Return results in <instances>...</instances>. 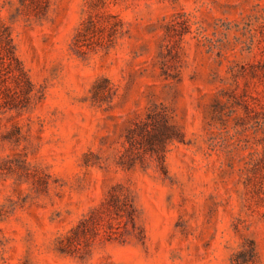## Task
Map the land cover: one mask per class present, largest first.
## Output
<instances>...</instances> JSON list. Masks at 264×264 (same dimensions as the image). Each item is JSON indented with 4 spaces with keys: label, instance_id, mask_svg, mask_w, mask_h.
Returning a JSON list of instances; mask_svg holds the SVG:
<instances>
[{
    "label": "rangeland",
    "instance_id": "obj_1",
    "mask_svg": "<svg viewBox=\"0 0 264 264\" xmlns=\"http://www.w3.org/2000/svg\"><path fill=\"white\" fill-rule=\"evenodd\" d=\"M0 264H264V0H0Z\"/></svg>",
    "mask_w": 264,
    "mask_h": 264
},
{
    "label": "trees",
    "instance_id": "obj_2",
    "mask_svg": "<svg viewBox=\"0 0 264 264\" xmlns=\"http://www.w3.org/2000/svg\"><path fill=\"white\" fill-rule=\"evenodd\" d=\"M8 49L6 48V51H7ZM4 51V50H3ZM6 51H4V55L2 56L1 55V59L3 60V61H5V63L7 64V66L9 67L10 66V63H9V61H10V59H12V60H15V57H14V55H13V51H12V47L10 46L9 47V50L6 52ZM23 74V73H22ZM24 75V74H23ZM24 78H25V76H24ZM14 79L16 80L17 79V77H16V75L14 76ZM25 80H26V83L27 84H29V81H28V79L27 78H25Z\"/></svg>",
    "mask_w": 264,
    "mask_h": 264
}]
</instances>
